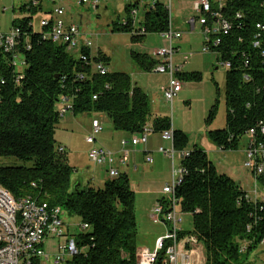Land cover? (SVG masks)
I'll return each instance as SVG.
<instances>
[{
  "label": "trees",
  "instance_id": "16d2710c",
  "mask_svg": "<svg viewBox=\"0 0 264 264\" xmlns=\"http://www.w3.org/2000/svg\"><path fill=\"white\" fill-rule=\"evenodd\" d=\"M22 10L23 16L12 21V28L20 32V68L14 66L12 55L0 51V158L12 159L0 165V186L16 199L39 197L89 226L74 235L82 252L64 264H137L138 223L129 178L120 173L99 189L72 182L74 168L66 147L56 139L63 118L59 107L70 105L74 116L105 114L115 131L131 138L142 135L147 125L155 133L173 130V149L179 153H186L188 137L173 128L170 118H152L149 95L127 73H111L110 59L102 52L85 49L77 58L64 44L35 30L32 20L41 4L29 3ZM133 10L142 16L138 23L130 16ZM125 12L123 20L113 22V31L129 33L133 43L169 29L168 10L159 4L151 9L128 2ZM223 15L230 29L215 51L220 63H230L226 127L210 131L208 137L228 151L264 122V31L257 28L264 25V0H228ZM258 34L260 46L255 47ZM132 57L145 72L158 64L147 54ZM99 64L107 67L106 75L96 70ZM178 77L182 82L201 80L196 72ZM216 109L217 104L208 123ZM181 169L176 198L181 212L193 218V229L184 235L195 236L203 245L206 264H250V256L264 243V201H254L240 183L221 174L197 145L181 159ZM258 182L264 187V179ZM158 202L166 204L164 198ZM164 255L160 253L157 264L163 263Z\"/></svg>",
  "mask_w": 264,
  "mask_h": 264
},
{
  "label": "rangeland",
  "instance_id": "374dc122",
  "mask_svg": "<svg viewBox=\"0 0 264 264\" xmlns=\"http://www.w3.org/2000/svg\"><path fill=\"white\" fill-rule=\"evenodd\" d=\"M131 0H102L99 9L89 10L79 6L74 0H56V3L44 0L43 9L34 15L33 26L39 30L40 21L52 16L51 9L61 7L66 13L64 19L79 26L80 33L92 42V52H102L110 59L109 71L111 73H127L132 81L146 92L151 101L152 118L168 117L174 129L183 132L188 137L186 152L197 145L203 149L210 160L215 163L221 174H226L237 183L254 201H264V187L253 174L244 166L247 137H243L235 150L224 151L208 137L210 131L223 130L226 127V73L227 68L221 65L218 56L212 52H203L205 36L202 26L196 22L194 26L191 19L197 16L194 4L197 0H173L172 21L173 26L182 35L181 39L174 40V46L179 47L174 57V65H181L184 56H189V61L184 65L185 73H200V81H186L181 83V91L177 94L172 104L166 102L163 88L169 84L165 74L156 71L145 72L141 70L132 57V53L147 54L156 58V52L169 48V42L160 34H149L143 43H133L129 33L113 31V22H118L126 17L125 5ZM168 4V0H160ZM22 0H0V33H8L12 29V21L22 17L20 3ZM50 11V12H49ZM143 15V13H142ZM138 18H142L141 14ZM218 102V103H217ZM217 104L216 113L208 123L210 111ZM100 121L103 131L97 138L96 146L109 145L112 150L117 146L121 149L120 140H130L131 137L123 132L113 129L110 119L105 114H82L74 116L72 113L61 118L56 132L58 143L66 147L68 162L74 168L72 182H83L84 186L104 188L107 181L111 180L106 167L96 166L89 160L92 146L86 139L91 134L92 120ZM151 135L149 145L163 146L171 150V144L161 139L160 134ZM107 144V145H106ZM131 144L127 164L116 163V168L121 174H127L129 184L135 193V215L138 223L136 236L137 249L153 251L156 237L164 235V223L152 217V208L156 206L157 198H162L163 188L172 184L174 170L181 169L179 152L175 151V158L160 153H151L152 163L146 161V155L140 153L145 145ZM119 157L118 155H116ZM11 158H0V165ZM7 163V162H6ZM135 166L137 167L135 169ZM165 197V196H164ZM70 234L83 233L81 220L76 216L64 214ZM184 231L193 229V218L190 214L183 213ZM162 235V236H163ZM58 241H61L58 239ZM54 239L47 241L48 252L55 251L58 242ZM250 264H264V243L250 256Z\"/></svg>",
  "mask_w": 264,
  "mask_h": 264
},
{
  "label": "built area",
  "instance_id": "2783aa9c",
  "mask_svg": "<svg viewBox=\"0 0 264 264\" xmlns=\"http://www.w3.org/2000/svg\"><path fill=\"white\" fill-rule=\"evenodd\" d=\"M49 1L56 3V0ZM74 1L77 5L85 6L96 12L102 2V0ZM129 2L132 4L137 3L140 6H148L151 9L159 4L168 10L169 29L161 36L169 42V48L160 49L156 52L155 60L158 64L154 71L168 76L169 84L162 90L166 102L172 104L181 91L182 81L178 74L183 72V67L189 60V56L185 55L181 65H174V57L179 49L173 45L174 40L181 39L182 35L173 26V0H168V4H164L160 0H131ZM30 4L38 6L40 1L31 0ZM227 4L228 0H197L194 4L197 16L191 19V24L194 26L196 22H199L202 26L205 36L204 53L212 51L218 56L215 50L222 41L221 36L230 29V25L223 15ZM51 13L52 16L43 18L39 24V29L42 33L44 32L45 38L50 39L53 43L64 44L67 50L77 58H81L85 49L92 51V42L80 33L79 26L64 19L66 11L63 7H55ZM139 14V10H133L130 13L135 23L142 20V18H138ZM257 28L264 31V25L259 24ZM142 33H144V30H142ZM19 35V30L15 28H12L8 33H0V51L12 55V62L18 69L22 65L20 60L16 59L18 57L16 45ZM256 39L254 46L258 47L260 46L259 40H261L259 34L255 37ZM220 64L227 69L230 67V63ZM96 70L101 75L108 73L107 67L103 64L97 65ZM94 99H96V96ZM59 112L63 117L71 113L70 105H61ZM102 131L100 121L93 119L91 134L86 139L87 144L92 146L89 152V160L96 166L108 168L109 176L118 177L120 171L115 166L117 162L120 164L127 163L130 155L127 146L129 144L133 147L140 144L147 145L149 142L148 137L153 133L151 126L147 125L142 135L132 137L129 141L122 140V151L120 156L117 157V154L113 151L102 146H96L98 135ZM160 135L162 140L173 144V130L164 131ZM247 140L244 166L257 180L259 178L264 179V122L249 130ZM158 152L166 156L169 155L172 159L175 158L173 146L171 150L160 146ZM186 154L187 152L180 153L181 159ZM146 160L148 163L153 162L150 156ZM182 174V169L179 171L174 170L172 184H167L162 191L166 204L158 202L152 209V217L164 223L166 232L156 240L153 251L138 250L136 254L137 264H157L161 252L165 253L162 264H206L203 245L195 236L184 235V230L181 227L183 213L180 210L175 190L181 182ZM64 214L65 212L58 208L56 214L46 216L45 208L41 206L39 197L16 199L12 193L0 186V264H64L67 260L82 252L75 236L69 232ZM80 227L83 230H89V226L86 224L80 225ZM49 239L61 240L55 245L53 253L48 252L45 246Z\"/></svg>",
  "mask_w": 264,
  "mask_h": 264
},
{
  "label": "crops",
  "instance_id": "0c3cea01",
  "mask_svg": "<svg viewBox=\"0 0 264 264\" xmlns=\"http://www.w3.org/2000/svg\"><path fill=\"white\" fill-rule=\"evenodd\" d=\"M30 1L31 0H22V2L20 3V7H19V9H20V13H24V10H22V8L24 7V6H26L27 4H29L30 3ZM40 1V4H41V9H43V2H44V0H39ZM61 7H63V6H61ZM52 10V9H51ZM16 18H19V17H16ZM165 39V38H164ZM166 40V39H165ZM177 48H179V47H177ZM189 61V60H188ZM184 68V67H183ZM197 73V72H196ZM155 135V132H153V133H151V135ZM157 134V133H156ZM160 134V133H159ZM158 134V135H159ZM151 135H149V137L151 136ZM148 137V139H149V141H150V138ZM160 137H161V135H160ZM122 140H124L123 138H122ZM122 140H120V144H121V141ZM170 144H171V147L173 146V144L170 142ZM107 145V144H106ZM99 146H102V147H104V145H102V144H99ZM161 146V145H160ZM160 146H155V147H153L151 144L149 145V142H148V144L147 145H145L144 147H142V149H141V151H140V153H142V155H146L145 157V159H147V157H149V155L151 154V153H159L158 152V148L160 147ZM105 147H108V148H110V146L109 145H107V146H105ZM137 148H139V146H137ZM112 151V150H111ZM121 151H122V148L120 149L119 148V146H117L115 149H113V152L115 153V154H117L118 156L120 155V153H121ZM166 156V155H165ZM178 158H181L180 157V154L178 155ZM128 161H129V158H128ZM127 161V162H128ZM147 161V160H146ZM214 163V162H213ZM127 164V163H126ZM215 164V163H214ZM122 165H124V164H122ZM128 165V164H127ZM137 167L135 166V169H136ZM218 169V168H217ZM219 171V170H218ZM236 181V180H235ZM81 183H83L82 181H81ZM241 185V184H240ZM162 194H163V192H162ZM162 198H164V196L162 197ZM160 200V198H157V202ZM153 209V208H152ZM152 211V210H151ZM166 227V226H165ZM166 229V228H165ZM163 235V234H162ZM162 235H159L158 237H156V240L158 239V238H160ZM156 242V241H155Z\"/></svg>",
  "mask_w": 264,
  "mask_h": 264
},
{
  "label": "bare ground",
  "instance_id": "6f19581e",
  "mask_svg": "<svg viewBox=\"0 0 264 264\" xmlns=\"http://www.w3.org/2000/svg\"><path fill=\"white\" fill-rule=\"evenodd\" d=\"M65 148H61L60 150L63 151ZM110 178L115 179L118 178V176H110ZM41 206L45 208V214L46 216H53L58 212V207L57 208H51L47 202H42L41 201Z\"/></svg>",
  "mask_w": 264,
  "mask_h": 264
},
{
  "label": "water",
  "instance_id": "95a60500",
  "mask_svg": "<svg viewBox=\"0 0 264 264\" xmlns=\"http://www.w3.org/2000/svg\"><path fill=\"white\" fill-rule=\"evenodd\" d=\"M79 185H81V181L79 182Z\"/></svg>",
  "mask_w": 264,
  "mask_h": 264
}]
</instances>
